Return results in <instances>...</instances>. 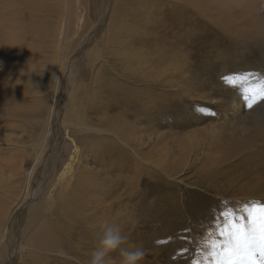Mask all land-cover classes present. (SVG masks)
I'll return each mask as SVG.
<instances>
[{
    "label": "bare ground",
    "instance_id": "bare-ground-1",
    "mask_svg": "<svg viewBox=\"0 0 264 264\" xmlns=\"http://www.w3.org/2000/svg\"><path fill=\"white\" fill-rule=\"evenodd\" d=\"M59 4L63 8L67 6L62 17L57 13L61 11L57 9ZM84 6L95 25L87 30L89 38L77 51L80 57L72 60L82 64H73V69L66 65L63 69L61 60V66L54 69V85L43 97L45 103L35 99L39 110L48 111L45 120L42 116L44 127L36 143L22 145L14 130L7 131L6 126L0 128V246L5 244L16 210L28 204L35 195L37 170L46 161L47 152L50 151L47 164L56 167L63 140L61 129L57 134L58 125L66 129L67 142L71 141L76 150L62 171H55L48 192L33 206L34 212L25 226L26 243L19 247L21 264H56L53 257L58 254L71 255L74 263L89 264L100 224L105 220L122 226L129 236L124 247H143L145 225L141 229L139 225L142 218L148 217L138 184L143 176L155 181L163 177V184L168 188L164 199L167 202L179 200L178 208L172 211L176 218L180 216L177 219L185 227L176 241L171 239L179 250L186 248L194 227L198 229L195 205L202 201L188 200V194L211 195L218 199L216 204H231V208L237 210L252 201L264 203V124L257 123L264 116V103L258 102L248 108L242 96L228 85L221 89L213 87L215 92L206 89L205 83L196 82L201 77L193 75L191 60L193 45H199L200 51L207 53L220 51L225 44L231 43L233 49L227 50L226 57H219L222 60L219 61V80L232 70L264 76V69L255 70L250 64L243 66L246 62L238 55V51L250 48L255 52L250 53L252 58L257 53V59L264 64V13L260 12L264 9V0H0V68L18 66L23 72L29 70L30 74H36L30 70L32 66V69L40 67L43 70L49 39L54 47L58 42L65 50L68 28L75 23L72 17L75 14L74 18H83ZM222 9L223 13L236 12H231L234 14L230 16L219 14L222 19L215 18L214 10L217 13ZM109 12L108 19L103 17ZM207 32L216 34L214 41L203 43L201 40L207 39ZM109 55L121 68V71L112 69L115 77L110 79L111 84L101 80L102 65L108 62ZM64 57L65 53L61 59ZM21 71L13 70L18 77L27 80ZM122 72L125 77L121 76ZM1 73L0 70V108L3 109H0V122L3 117L17 118L21 124L33 125L32 116L22 115L29 107L26 96L29 93L22 89L23 82L19 81V86L12 78L6 79L4 85L5 76ZM85 82L97 84L98 90L91 87L87 88L86 95L78 94L85 88ZM69 85L73 92L71 88L68 91ZM194 87L196 95L192 96ZM39 89L43 90V86ZM65 89L72 95H63ZM9 91L23 97L9 106L11 102L2 101ZM206 91L221 99H215L213 93ZM175 95L186 100L209 101L214 104L215 116L198 131L188 132L185 140H180L175 147L166 146L161 158L170 157L167 155L171 150L174 160L162 167L157 159L165 135L160 131L158 134V128L160 122L174 127L160 117L165 113V106L176 103ZM66 96L69 99L65 100ZM73 135L85 138L80 142L83 146L81 159L77 156ZM88 151L93 154L94 164L104 172V178L98 177L93 167L88 166L89 159L85 157ZM30 158L33 167L25 172V162ZM194 165L197 169L201 166L203 173L196 183L186 184L180 174ZM180 183L186 184V191ZM214 203L207 201L203 205L211 209ZM59 213L66 216L65 234L70 238L51 233L53 216L58 215L62 225ZM175 228L172 223L164 231ZM215 238L218 242L222 239ZM200 247L203 253L198 260L201 264H211L205 258L208 249ZM1 251L0 248V257ZM110 255L119 264V252Z\"/></svg>",
    "mask_w": 264,
    "mask_h": 264
},
{
    "label": "rangeland",
    "instance_id": "rangeland-1",
    "mask_svg": "<svg viewBox=\"0 0 264 264\" xmlns=\"http://www.w3.org/2000/svg\"><path fill=\"white\" fill-rule=\"evenodd\" d=\"M73 2H74V0H73ZM202 3L207 4L206 2H202ZM56 4H57V1H56ZM57 6H58L57 9L61 8V11H58L57 13L59 14L60 17H62L64 15V12L66 13L65 7H67V6L65 5L64 8L61 4H59ZM84 8H85V6H84ZM238 10H240L239 7H238ZM231 12H234V10L223 13V9H222V11H220V12L218 11L217 13H216V10H214L213 14H214L215 18L222 19L223 15L225 16L228 14L230 16V15H233L236 11L234 13H231ZM260 12H261V14L264 13V9H262ZM81 14H82V10H81ZM109 14H110V12L103 14V17L108 19ZM219 14L222 16H220ZM107 15H108V17H107ZM215 15H217V16H215ZM54 17L56 18L57 15L54 14ZM74 17H75V14L72 17L75 20L74 21L75 23L73 25H71L70 28H68V34L69 35H67L68 39L65 40V45H64L65 50L62 49L61 43H58V42H57V44L55 43L56 46L54 47L53 46L54 43L51 42V40L49 39V43H48L47 47L45 48L46 53L44 55V58L46 59L45 60L46 63L44 64L43 70L40 69V67H34L32 69V67H33L32 66V67H30V70H32V72H36V74H30L29 70H27L28 72H23L20 70V68H18V66L12 67L9 69H3L2 67L0 68V70L2 71L1 75L5 76L4 77L5 80H3L4 85L7 84L6 79L9 80V79L14 78L15 83H17V84L19 81L20 82L22 81L23 82V84H21L22 89L29 93L28 95H26L30 99V100L28 99L29 104H27L29 107L27 106L28 108H26V111L28 113L26 112L25 114H22V115L24 117L25 116H27V117L32 116L33 125H30L27 122H22L24 124H21L20 123L21 121H19L17 118L13 119V120H11V118H9V120H8V118L6 119L5 117H3L1 119V122H0V128H3V126H6L7 131L14 130V132L18 136L19 142L22 145H23V143H24V145L27 143L26 144L27 146L31 145L32 143L33 144L36 143V141L38 139V135L41 134V131L43 130V127H44V124H43L44 121L43 120H45V118L47 116L46 113H48V111L45 109L39 110V104L37 103V101L35 99H38V102H40L39 99H41V101L45 103L46 98L43 99V97L46 95L49 88L54 85V79H55V74H56L55 70H56L57 66H61V64H60L61 60L63 61L62 62L63 69H65L67 67L66 65H68V67H71L72 69H73V67L75 68V65L76 66L78 65L79 62L74 63V62H72V60H75L76 58L80 57V55H79L80 52H77V51L83 47V43L86 40V38H89L88 34H87V32H88L87 30H89V28L92 25L93 26L95 25V24H92V20L89 19L86 8H85V13H83V16H82L83 18H79V17L74 18ZM206 34L208 36L206 39L207 41L201 40V41H203V43H207V42L210 43V42L214 41V38L216 35L215 33L211 34V33L207 32ZM209 36H210V38H209ZM219 36H220V39H223L221 35H219ZM62 37H63V35H62ZM57 39H59L58 35H56V41H58ZM230 44L231 43L225 44L224 47H221L220 51L214 50V51H210L207 53H206V51L201 52L199 49L200 48L199 45H193V49H192L193 52L191 55V60L193 63V70H194L193 75L197 74L198 77L200 76L201 78L196 80V82L205 83L204 85H205L206 89H208L210 91L215 92L214 88L215 89H221L226 85L223 80H219L220 74H221L220 69H219V67H220L219 61L220 62L222 61L219 57H221L220 55H224L223 57H226L225 55L227 54V50H230L232 48V46H231L232 44L231 45ZM250 50H251L250 48H244V49L238 51V55H240V56L242 55L241 57L243 58L242 60H244L243 62H246V64H242V65L243 66L244 65L246 66L247 64L253 65L254 67H256L255 70L264 69L263 62L261 60L257 59L258 58L257 53H256L255 58H252V54H250V53L251 52L253 53L254 51H250ZM57 53H59V54H57ZM64 53H65L66 58L64 57L65 59H61L62 55H64ZM66 54H67V56H66ZM68 61L69 62L71 61V63L69 64ZM73 64H75V65H73ZM81 64H82V62L79 63V65H81ZM91 66H93V65H91ZM113 67H117V68H113ZM10 69L12 70V72L9 71ZM112 69L113 70L119 69L121 71L119 64L117 62H115V59H112L111 56L109 55L108 56V62L103 63V65H102L101 70H103V71H101V73H102L101 80H104L106 82H109L108 84H111L112 83L111 80H113V78L115 77L114 76L115 74H114ZM230 69H232V67L229 68V70ZM13 70L21 71L20 73L23 74L27 78V80H25V78L21 79L20 77H18L16 74H14ZM37 71H38V73H37ZM233 73H237V72H234V70H232V71L228 72V75L233 74ZM253 74H256V73H253ZM121 76L125 77L124 72L121 73ZM80 77L78 78V80L80 79ZM218 80H219V83L221 85H219ZM96 85H95V83L90 84V83L85 82V88L83 89V91L79 90L77 93L78 94L80 93L81 95H86L87 88L90 89L91 87L92 88L96 87ZM40 86H43V90L39 89ZM195 87L192 90V96L196 95ZM70 88L73 92V88L70 85L68 87V91ZM97 90H98V88H97ZM68 91H67V89L63 90V92H64V93L62 92L63 95L67 94V95L71 96L72 93L69 94ZM210 91H206V92L207 93H213ZM16 94H17L16 92H10L9 91L7 94H4L5 96H7L6 98L8 100L6 101L5 100L6 98H4V99H2V101H4V103L11 102V103H9L10 104L9 106H11V104L15 103L14 101H16V100L20 101V99L23 97V95L14 96ZM212 96L217 100L221 99V97L219 95H215V93H213ZM14 97H15V99H14ZM66 99H69V96H66L65 100ZM174 100L176 103H173L174 104L173 106H169V105L165 106L166 107V109L164 111L165 113L162 114L160 117V119H162L163 121L172 123V125L174 127L168 126L166 124H162L160 122L159 123L160 126L158 128V134L163 133L165 135L162 138L163 141H161V143H160L161 151L159 154V159H157L162 167H164L167 163H170L172 160H174V157H173L174 154H171V150L167 155L170 157L161 158V155L165 154L164 150H165L166 146L172 145V147H175L180 142V140H182V139L185 140L186 134L188 132L198 131V129H200L201 127L206 126L207 124L211 123L210 117L212 118L215 116V114L212 115L211 113H215L214 111L216 109H215V107H213L214 104L209 103V101L207 103V101L201 100L199 98H193V99L186 100L185 97H183L181 95H180V97H179V95H175ZM203 102L206 103V105ZM263 103H264L263 101H260V105H262ZM1 110H3V109H1ZM29 110H31L30 113H29ZM201 110H203V111H201ZM22 115H21L20 119L23 118ZM42 116H43V120H42ZM15 120H16V122H15ZM2 121H5V122L7 121V122L4 123ZM11 123H14V124H11ZM257 123L263 125L264 124V116L261 118L260 121L258 120ZM10 125H11V127H10ZM32 128H34V129H32ZM57 129H58L57 134H59L60 129L62 130L63 135H62L61 140L62 139L63 140L60 142V146L58 149V151H60V153L58 152L60 155L58 154L59 157H57L56 167H53L54 165L49 166V164H47L48 160H50V159H48L50 157V151L47 152L46 161H44L42 163V166L39 167V169L37 170L38 177H37V180L35 182V185H36L35 195L32 196V199L31 198L29 199L28 204L26 203V204H24V206H22L21 208H18L16 210V212L14 213V215H13V217L9 223L8 237L5 241V244H2L0 246V248L2 249L1 254L3 253L2 256L0 257V264H21L22 263L21 262L22 261V254L20 253L21 250L19 249V247H20V244L25 245V243H26L25 226H26V222H27L28 217L32 216V214L34 212L33 206H36L37 204H39L40 200L48 192L49 185H50L51 181L55 178V171H59V172L62 171V169L65 167L64 165L67 164L68 161H70V159L73 157V153L76 150V148H74L75 146L72 145L71 141L68 140V142H67L66 129L61 128V125L60 126L58 125ZM169 130H170V132H169ZM20 131L23 133H21ZM159 131H160V133H159ZM228 132H230V130L226 131V133H228ZM63 137L65 138V140ZM79 137H81V138H79ZM88 138H89V136H88ZM83 139H85V138H83L82 135L81 136L73 135L74 144L76 143V145L78 147V155L77 156H80V159H81L82 153H83V146L80 142ZM92 139H93V137H92ZM51 142L55 143L52 140H51ZM66 142H67V144H69L68 146H67V144L65 145ZM58 144H59V141H58ZM144 145H146L145 147L147 148L149 146V143L147 142V144H144ZM74 156H75V154H74ZM92 156H93V154L89 151L85 154V157L87 159H89V161H88L89 165L88 166L93 167V170H95V173L98 175V177H100L102 179V177L104 178V176H103L104 172L102 171L101 168L99 169L98 164H94V158H92ZM166 158H168V159L170 158L169 161H167ZM122 162L123 161H121V163ZM91 164L93 166H91ZM32 167H33V161H31V158L29 160L27 159L25 162V169H24L25 172L30 171L32 169ZM201 170H202L201 166H200V168L197 169V167L194 165V166H191L189 170H186L182 174H180V176L182 179H184L186 184H192L193 182L196 183L195 180L200 176L201 173H203V171H201ZM157 181L159 182L158 184H157ZM157 181L149 180L147 176H143L142 178H140V181L138 183L140 185V189L142 188L141 193H140V195L141 194L142 195H141L140 199H141V201L144 202L143 203V208L145 210L144 212L145 213L147 212V215H148L147 219L142 218L140 220V225H139L140 229L143 227V225H145L142 229L143 230L142 234H144V236H145L144 243H142V245H144L143 249L145 250V256H144V259L140 262V264H193L194 259L198 260L199 256L202 255V253H203L200 246H202L201 242L204 239L206 232H208L209 229L214 228V222L217 220L219 213L226 208H231L232 205L231 204H225L224 206H220L221 204L220 205L216 204L218 202V199L212 197L211 195L204 196L203 194H199L197 196V194H193L191 196L190 194H188L187 195L188 200H193L194 198H196L202 202H200L198 205H195L196 206V211H195L196 212V222H195V225L198 229H196L194 227L195 231L193 234H191V238L188 240V243L186 245V248L188 251L182 252V249H180V250L178 249L176 242L173 243L174 240L175 241L177 240V235H180L179 233H181L185 227L181 222L178 221L180 216L177 215V213H175L177 215V218H178L177 219L173 215L174 211H172V210H175L178 208L179 200L174 199L173 201L167 202L164 198H166V195L168 194L167 193L168 188L165 187L163 184V181H164L163 177L160 176V178H158ZM174 183H176V182H174ZM180 184H181L180 187L186 191V184H184V183H180ZM131 200L134 201L135 198L132 197ZM207 201H215V203L212 204L214 206H212L211 209H209L207 206L203 205ZM189 212H190V210H189ZM59 214H61V213H59ZM61 215H62L61 221H62L63 226L60 223L59 216L58 215L53 216L51 220L53 222V229L54 230L51 233H53V235H55V236L58 235L59 237L63 236V238H67V237L70 238L68 236V234H65L66 233V231H65L66 216L63 213ZM190 215H192V214L190 213ZM204 218H205V220H204ZM144 220H146V221H144ZM172 223H174V225H176L175 230L171 229L168 231L167 230L164 231L166 228L171 226ZM58 225H59V228H58ZM147 237H148V239H146ZM159 241H166V242L165 243H159ZM137 246H139V244H137ZM176 248H177V250H176ZM186 248L184 247L183 250ZM188 252H190V253H188ZM186 253H188L189 256H186ZM191 256H192V258H191ZM23 257H25V256H23ZM54 258H56V262H57L56 264H59V263L60 264H78V263H74L75 260H73L71 255L58 254V255H54L53 259ZM167 258L168 259L171 258V261H169ZM70 259H71V261H70Z\"/></svg>",
    "mask_w": 264,
    "mask_h": 264
},
{
    "label": "snow or ice",
    "instance_id": "snow-or-ice-1",
    "mask_svg": "<svg viewBox=\"0 0 264 264\" xmlns=\"http://www.w3.org/2000/svg\"><path fill=\"white\" fill-rule=\"evenodd\" d=\"M222 79L242 96L248 108L264 101V76L233 73ZM217 236L222 238L219 242ZM201 244L208 249L205 258L211 264H264V203L252 201L238 210H222L214 230L209 229ZM193 264L201 262L194 260Z\"/></svg>",
    "mask_w": 264,
    "mask_h": 264
},
{
    "label": "clouds",
    "instance_id": "clouds-1",
    "mask_svg": "<svg viewBox=\"0 0 264 264\" xmlns=\"http://www.w3.org/2000/svg\"><path fill=\"white\" fill-rule=\"evenodd\" d=\"M128 242L129 236L124 233L119 223L103 221L89 264H116V260L110 255L116 251L119 252V264H140L144 259L145 250L143 247H124Z\"/></svg>",
    "mask_w": 264,
    "mask_h": 264
}]
</instances>
